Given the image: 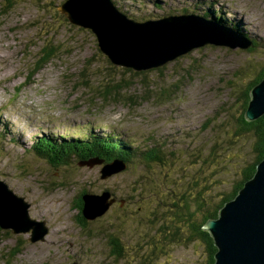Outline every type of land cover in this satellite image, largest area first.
Here are the masks:
<instances>
[{
  "label": "rangeland",
  "instance_id": "rangeland-1",
  "mask_svg": "<svg viewBox=\"0 0 264 264\" xmlns=\"http://www.w3.org/2000/svg\"><path fill=\"white\" fill-rule=\"evenodd\" d=\"M66 1L0 0V182L47 229L0 228V264H207L190 223L220 209L258 155L240 124L264 72V0H109L137 24L196 15L229 36L166 62V49L148 43L154 29L142 27V46L133 27L123 46L141 47L145 65L127 44L135 57L118 66L108 57L121 54L114 45L104 53L58 12ZM47 44L58 53L37 68ZM89 149L96 155L81 160ZM158 155L165 164L151 163ZM167 177L172 184L159 186ZM82 191L107 208L85 225ZM112 240L122 246L116 259Z\"/></svg>",
  "mask_w": 264,
  "mask_h": 264
},
{
  "label": "water",
  "instance_id": "water-1",
  "mask_svg": "<svg viewBox=\"0 0 264 264\" xmlns=\"http://www.w3.org/2000/svg\"><path fill=\"white\" fill-rule=\"evenodd\" d=\"M108 2L109 0H67L59 7V11L72 25L88 29L94 35H97V37H102V35L105 34L106 38L103 40H99L98 38L97 42L104 53L107 52L104 48H107L109 44L111 48L115 47L114 49H117L118 52L121 53L118 57H115L114 60L111 55L108 56L116 66L119 65L122 56L126 58L129 56L128 60L131 61V58L133 59L139 54L142 56L141 61L143 65H145L141 47L136 45V48L140 50L138 54L136 51L134 52V44L130 43L131 40L123 46L127 38L132 34L133 27L142 30L138 33L145 34L143 35V39H141L142 41L140 40L142 46L147 45L145 40L147 33L143 31L142 27L148 25L154 29V37H151L156 39L149 44L153 43L152 45L161 47L164 50L166 49L167 52L172 50V55L167 52L159 51V54L168 57L166 62L170 60L173 61L182 55H187L195 48L205 45V43L222 45L220 41L221 36H228V31L215 26L212 21H208L205 18L202 20L201 17H197L196 15L170 16L160 21H148L147 23L137 24V22L122 14L113 3L109 4ZM85 7L93 11L88 13L83 10ZM94 7H96V10L93 9ZM69 8L73 9L69 10ZM211 22L213 24H211ZM209 27L215 31L206 30L209 29ZM127 34H129L128 37H126ZM137 34L133 35L132 38L137 37ZM201 34H204L206 38L202 37L199 39ZM109 36H115L114 39L119 41L117 43H114L115 41L111 43V37ZM127 44L133 45L131 49L135 56H133V54L131 56V54L125 52L129 48ZM251 45V41L247 42V44L243 45V50H247ZM227 47H229V44ZM230 48L234 49L235 47L232 45ZM148 68L149 67L139 70L144 71L148 70ZM251 92L252 98L248 111L246 112V117L249 121H255L264 115V80ZM2 184L3 183L0 182L1 187ZM2 188L5 189L4 193H0V211L7 209L14 200L21 201L22 204L19 203L21 208L19 225L13 226L12 224H4V226L3 222L0 220L1 227L3 229L11 228L13 231L17 232L19 228H25L26 224H31V228L34 230V236L38 232L36 227H43V233H45L47 231V229H45V223L30 217L29 205L13 193L6 185L3 184ZM104 197L106 198V202L107 196L105 194L99 198ZM90 198L88 194L84 197L87 207L85 217L90 219L102 217L107 208L104 209V207H101L99 212L91 213V208L98 202H92ZM8 202L10 203L8 204ZM205 229L212 234L215 244L218 247L216 264H264V160L258 165L255 177L245 183L244 188L237 198L227 203L220 212V217L217 220L208 222ZM38 238H42V235L32 240L35 241Z\"/></svg>",
  "mask_w": 264,
  "mask_h": 264
},
{
  "label": "trees",
  "instance_id": "trees-1",
  "mask_svg": "<svg viewBox=\"0 0 264 264\" xmlns=\"http://www.w3.org/2000/svg\"><path fill=\"white\" fill-rule=\"evenodd\" d=\"M11 8H12L11 2L7 1L6 4L4 5L3 11L7 13L9 11V9H11ZM57 10L60 13L59 7L57 8ZM122 14H125V13L123 12ZM184 15H186V14H184ZM205 19H207V18H205ZM221 25H223V24H221ZM58 50L59 49L56 46H54L53 44H47V45L43 46L42 49L40 50V55H39V56H41V61L39 63H37L36 67L40 68L41 66L50 62L57 55ZM262 80H264V72L262 74V77L260 76L259 80H257V82H255L253 84V86H249V89L247 92L248 98L246 99L245 106H244L246 108V110H245L244 115L241 117V124H240L241 125V132H243V135H245V134L252 135L256 140L255 151L258 154L256 162L252 166H250L244 170L243 182L236 189V192L233 195H231L230 197H228L225 200V202H223L219 206L220 209L216 208V209H214V211L206 210L202 214L201 222H199V223L191 222L190 223L191 235L189 237V240L191 238H193L194 236L201 238L202 242H204L205 246L207 247L206 249L208 251L207 264H216V261H217L216 254L218 252V247L215 244V240H214L212 234L208 230L205 229V226L207 225L208 222H210L212 220H217L220 217L219 216L220 212L223 209V207L225 206V204L229 201L234 200L239 195V193L242 191V189L244 188L245 183L252 180L255 177L258 165L264 160V115L255 121H249L246 117L247 108H248L250 101H251V98H252L251 89H252V87L254 88V86L257 85L259 81L261 82ZM111 91H112V89L106 88L105 92L110 93ZM250 92H251V95H250ZM84 142H86V141H84ZM40 143L41 142H39V144ZM71 146L74 147V145H71ZM37 147H38V144H36L35 148H37ZM42 147H44V145ZM84 154L85 155H84V157L82 156L81 160H89L91 157H94V155H96V151L95 150L92 151L89 149V151H84ZM77 156L80 157L81 154L77 155ZM151 161H154V162H151L154 164H165V160H163V158L160 155L154 156L151 159ZM173 180L174 179H171V177H167L166 179H161L159 186L164 187V188L168 187L169 185L172 184ZM86 195H87V192L82 191L80 196L78 197V200H77L78 205L76 204V209L79 210V212H78L79 213L78 214L79 220L78 221H79V223L81 222V224H84L83 223L84 221H85V224H87L86 223L87 217H85L87 207H86V203H85V199H84V197ZM189 203H190V200L186 199L184 209L191 211L192 209L190 208ZM202 209H203V204H201L199 207V210H202ZM191 216L192 215H188V217H191ZM0 228H2L1 225H0ZM111 247H112L113 252H114V253H112V257H114L116 259V256H121L122 246L120 245V243L117 240H112Z\"/></svg>",
  "mask_w": 264,
  "mask_h": 264
},
{
  "label": "bare ground",
  "instance_id": "bare-ground-1",
  "mask_svg": "<svg viewBox=\"0 0 264 264\" xmlns=\"http://www.w3.org/2000/svg\"><path fill=\"white\" fill-rule=\"evenodd\" d=\"M73 8H69V10H72ZM94 10H96V7L93 8ZM83 10L87 11L88 13H90L91 11H93L92 9H88V8H84ZM203 11V10H202ZM99 15V14H98ZM103 15V14H102ZM110 15V14H109ZM87 16V15H86ZM100 17V16H98ZM83 18V17H82ZM85 18V17H84ZM114 18V17H113ZM88 20V19H87ZM224 25V24H223ZM225 30V29H224ZM143 33H138L137 34V38L139 40L143 39ZM202 35V34H201ZM97 37V35H96ZM111 37V36H110ZM100 39H104L106 38L105 34L102 35V37H97V40ZM145 40L148 41V36H145ZM114 41H116V39H114ZM150 43V42H148ZM203 45V44H202ZM243 46V45H242ZM253 46V45H252ZM204 48V47H203ZM229 48V47H228ZM199 49V48H198ZM196 50V49H195ZM191 53V52H190ZM132 70V69H131ZM258 86V85H257ZM254 89V88H253ZM252 89V90H253ZM7 120V119H6ZM118 136V135H117ZM1 141V140H0ZM36 147V146H35ZM1 208V207H0ZM101 210V205L100 203H96L94 204V206L91 208V213H96L99 212ZM21 212V208H20V204L17 203L16 201H13L10 206L7 209H3L2 211H0V220L3 222V225H7V224H12L13 226L17 225L20 221L19 219V215ZM19 225V224H18Z\"/></svg>",
  "mask_w": 264,
  "mask_h": 264
}]
</instances>
